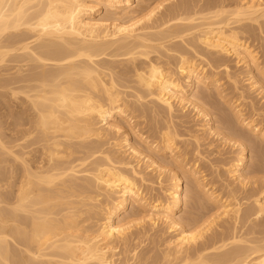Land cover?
Masks as SVG:
<instances>
[{"label": "bare ground", "instance_id": "bare-ground-1", "mask_svg": "<svg viewBox=\"0 0 264 264\" xmlns=\"http://www.w3.org/2000/svg\"><path fill=\"white\" fill-rule=\"evenodd\" d=\"M258 39L264 0H0V264H264V114L219 78L263 93Z\"/></svg>", "mask_w": 264, "mask_h": 264}, {"label": "rangeland", "instance_id": "rangeland-1", "mask_svg": "<svg viewBox=\"0 0 264 264\" xmlns=\"http://www.w3.org/2000/svg\"><path fill=\"white\" fill-rule=\"evenodd\" d=\"M238 2V0H227V4L228 5H232L235 6L236 3ZM258 32V31H257ZM252 45L254 46V48H256L259 52H261L262 54V65L264 66V39H258V41L253 42ZM226 63L230 66L231 68V72L232 75H236L239 77L240 80V89L241 91H237L234 90L233 88V83L231 80L228 79L227 75H225L224 73V69L221 68V73H220V83L222 85L221 89L224 90V92L229 96V97H238L240 94L239 92H243L246 97L248 98L249 101H252L255 105L257 109L262 110V114H264V92L261 94H258L259 91H250V86L248 85L247 79H248V72L247 70L244 68V66H239L237 64V61L234 58H227L225 59ZM260 78V77H259ZM262 79V78H260ZM264 81V80H261ZM262 86H264V82L261 83ZM212 91H214V88L211 87ZM214 101L217 102V106L216 108L212 107L209 104H206L205 110L209 111L210 113H212V119L213 121L215 120L216 123V133H221L223 134V131H221V127L223 125V123H220V118L224 117V113L222 111H227V106L226 105H222V103L215 97L214 95ZM0 102H1V98H0ZM250 108L249 110H247L248 112V116H254L256 115V112L253 110V108H251V105L248 103L247 104ZM18 110H16V106L13 105L10 115L11 118L8 120L7 118V110L5 108H3V106L0 104V125H4L7 121L10 123H15L16 120V116H14L15 112H17ZM177 115L180 116L182 121H186L187 123L185 124L189 130L194 131V132H198L203 124L202 118L198 117L196 115V112L190 107L184 111H181L180 109L176 112ZM14 116V117H13ZM259 122L263 121L264 124V119H263V115H261L260 117H258ZM221 126V127H220ZM205 140L202 141V146H201V151L203 152L204 156H208L209 158H211V160H213V158H215V155L212 156V153L221 146V149L223 150V154H222V161L223 163H226L227 161L231 160L233 157L236 156L237 151L234 148H232L229 144H227L223 139L222 136H217L214 134H209L205 133L204 134ZM238 140V139H236ZM184 148V145H181ZM193 149V148H192ZM192 157V156H191ZM248 162H247V167L250 169H255L256 167L254 166V162H257V160L255 161V159H251L250 156H248ZM254 163V164H253ZM260 167H262L261 172H256V173H252L248 175V180L249 181H254L255 179H258L262 176H264V167L263 165ZM222 168V176L224 179H228V175L224 172L223 169H225V167H221ZM245 172H247L248 170L245 169ZM209 173V171H208ZM253 185L248 186V190L246 193L241 194L239 196V199H242L246 196H250V195H255L254 190H253ZM155 194H160V190L158 187H156V191L154 192ZM252 200V198H251ZM191 209L189 208V204L188 206L185 207V210H183L180 214H183L182 216L184 218H187L190 216L191 214ZM170 237H172V234L168 233L165 238L169 239Z\"/></svg>", "mask_w": 264, "mask_h": 264}]
</instances>
